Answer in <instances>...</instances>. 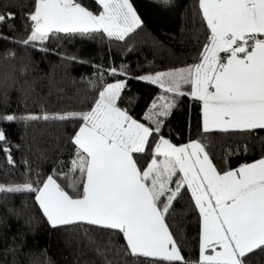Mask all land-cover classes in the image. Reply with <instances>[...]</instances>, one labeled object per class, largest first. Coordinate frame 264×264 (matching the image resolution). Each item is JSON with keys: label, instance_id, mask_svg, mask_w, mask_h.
I'll return each mask as SVG.
<instances>
[{"label": "snow or ice", "instance_id": "snow-or-ice-1", "mask_svg": "<svg viewBox=\"0 0 264 264\" xmlns=\"http://www.w3.org/2000/svg\"><path fill=\"white\" fill-rule=\"evenodd\" d=\"M97 2L102 7L98 15L77 0H34L31 33L22 43L43 44L60 33L124 40L141 26L130 0ZM199 8L208 29L200 62L139 79L201 102L204 133L264 130V0H199ZM13 18L0 14V23ZM183 85L190 91H182ZM124 87L123 82L107 85L87 112L22 117L81 121L71 140L75 158L64 174L76 196L51 175L41 187L0 185V192H35L53 228L84 222L115 230L129 255L148 258V264H181L184 257L166 216L186 186L201 218L197 264H247L249 254L264 252V158L219 172L200 141L176 146L160 135V118L170 115L174 100L161 96L165 103L153 102L144 117L154 125L149 127L118 106ZM153 137H158L154 145L149 142ZM145 152L151 157L141 168L137 154Z\"/></svg>", "mask_w": 264, "mask_h": 264}, {"label": "trees", "instance_id": "trees-1", "mask_svg": "<svg viewBox=\"0 0 264 264\" xmlns=\"http://www.w3.org/2000/svg\"><path fill=\"white\" fill-rule=\"evenodd\" d=\"M77 2L94 14L102 11L97 0ZM130 3L141 26L124 40L102 33H60L43 44L33 42V46L22 41L31 33L28 16L34 0H0V14L14 17L0 23V117H16L11 122L0 119V131L5 133V140L0 141V185L31 183L38 188L51 175L76 196L64 174L69 173L75 158L71 140L81 121H26L22 117L87 112L108 84L123 81L118 106L154 127L144 117L163 91L139 78L199 63L208 43V29L199 0ZM182 91L189 92L190 86L183 85ZM166 94L175 107L163 119L160 135L172 144L200 141L221 173L264 158V130L204 133L201 102ZM157 141L153 137L149 142L154 145ZM150 157V152L137 154L138 165L145 168ZM200 221L189 190L181 187L166 216L184 257L181 264L199 260ZM0 264H148V258L129 255L122 234L115 230L84 222L53 228L35 192H0ZM247 264H264V252L249 254Z\"/></svg>", "mask_w": 264, "mask_h": 264}, {"label": "crops", "instance_id": "crops-1", "mask_svg": "<svg viewBox=\"0 0 264 264\" xmlns=\"http://www.w3.org/2000/svg\"><path fill=\"white\" fill-rule=\"evenodd\" d=\"M221 55H224L223 53L221 54ZM119 82H123V81H119ZM116 83V82H115ZM124 83V82H123ZM113 84V83H112ZM109 85V84H108ZM156 85V84H155ZM107 86V85H106ZM105 86V87H106ZM104 87V88H105ZM122 91V90H121ZM162 91H163V89H162ZM163 95L164 96H167V94H166V92H164L163 91ZM162 96V95H161ZM168 98H169V101H171V97L170 96H168ZM160 103H158V105H159ZM165 117H161L160 119H164ZM149 121V120H148ZM138 122H140V121H138ZM150 122V121H149ZM140 123H142V122H140ZM151 123V122H150ZM143 124H145V123H143ZM146 126H149V125H147V124H145ZM150 127V126H149ZM190 143V142H189ZM188 144V143H187ZM184 145H186V144H184ZM181 146H183V145H181ZM210 158V157H209ZM211 160V159H210ZM254 163V162H253ZM214 165V164H213ZM240 168V167H239ZM236 170V169H235ZM234 171V170H233ZM180 176H182V174H179ZM184 187H186V186H184ZM187 188V187H186ZM189 192H190V190H189ZM190 194H191V192H190ZM194 201V200H193ZM195 203V202H194ZM199 211V210H198Z\"/></svg>", "mask_w": 264, "mask_h": 264}, {"label": "rangeland", "instance_id": "rangeland-1", "mask_svg": "<svg viewBox=\"0 0 264 264\" xmlns=\"http://www.w3.org/2000/svg\"><path fill=\"white\" fill-rule=\"evenodd\" d=\"M153 76H155V75H153ZM147 82H148V81H147ZM116 83H118V82H116ZM113 84H115V83H113ZM156 85H157V84H156ZM157 86H159V85H157ZM162 96H164V95L162 94ZM159 97H161V96H159ZM165 97H168V96H165ZM156 102H157V104H158V103L162 104V103H165L166 101H162V100H159V99L157 98ZM169 102H170V101H169ZM148 115H150V113H149ZM5 187H6V186H5Z\"/></svg>", "mask_w": 264, "mask_h": 264}]
</instances>
